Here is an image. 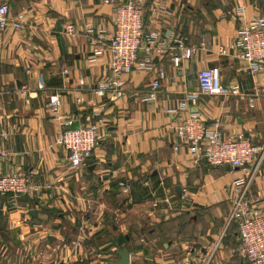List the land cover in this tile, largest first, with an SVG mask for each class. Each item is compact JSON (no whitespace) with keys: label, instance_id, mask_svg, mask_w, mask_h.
<instances>
[{"label":"crops","instance_id":"obj_1","mask_svg":"<svg viewBox=\"0 0 264 264\" xmlns=\"http://www.w3.org/2000/svg\"><path fill=\"white\" fill-rule=\"evenodd\" d=\"M6 2L11 18L24 19L22 30L8 28L0 44V129L8 134L0 175L31 173L36 189L18 198L0 196V264H110L118 260L114 241L125 235L129 264H247L234 255L236 226L225 227L230 183L239 172L193 164L183 147L175 152L174 128L192 113L208 125L219 121L226 135L244 132L264 143V94L250 103L248 64L217 52L251 19L264 18V0H148L144 35L168 33L193 54L174 68L171 56L182 48L170 41L155 61L165 78L147 103L92 91L109 78L104 41L112 32V4ZM101 29L105 34L92 44ZM213 67L234 92L202 95L179 110L184 96L198 92L197 72ZM155 77V71L133 69L125 89H148ZM53 96L63 118L100 127L103 138L85 169H69L68 152L56 142L58 126L46 108ZM251 192L264 207V158ZM166 198L172 205L164 204Z\"/></svg>","mask_w":264,"mask_h":264},{"label":"built area","instance_id":"obj_2","mask_svg":"<svg viewBox=\"0 0 264 264\" xmlns=\"http://www.w3.org/2000/svg\"><path fill=\"white\" fill-rule=\"evenodd\" d=\"M103 1L112 4L110 20L112 32L104 41L109 54L107 63L109 78L95 85L92 91L95 95L110 100H118L129 94L139 97L142 103L152 102L160 90V81L165 78L163 69L156 66L155 61L165 54L170 41L176 42L177 46L182 48L180 54L171 56L174 68L190 60L193 50L183 48L182 43L179 40H172L168 33L162 36L157 32L144 35L143 18L148 0H123L114 3L112 0ZM236 14L241 16L242 9H238ZM23 19V14L11 18L8 3L6 0H0V44L3 33L8 28L17 33L22 30ZM66 31L72 33L73 28L67 27ZM104 34L105 31L101 29L92 44L99 41ZM217 52L221 55L231 53L236 59L248 64V73L254 82V91L248 97L250 103L254 98L263 96L264 18L251 19L237 30L233 41L227 47H218ZM140 53L141 59L138 58ZM133 69L141 72L155 71L156 77L148 89L130 91L125 89V77ZM196 82L198 92L184 96L178 105L179 110L185 109L189 102L202 95L227 97L234 92L222 84L218 67L198 71ZM42 88L40 80L39 89ZM78 102L76 99V103ZM60 107L58 96L49 98L46 104L50 119L58 126L56 142L68 152L69 169L73 171L85 169L89 166L88 162L101 142L103 134L96 124L63 118ZM74 124L78 125L77 128H73ZM221 127L219 121L208 125L199 115L190 113L174 128L179 142L173 149L177 152L179 147H183L193 164L203 161L213 168H230L239 172L230 183V208L225 217V227L236 226L238 237V244L234 249L236 257L247 264H264V207L262 200L251 192V185L263 162L264 143L256 144L252 135L244 132L226 135ZM7 136V132L0 129V160L8 157V153L1 146ZM118 185L124 191H129V185L125 182ZM35 189L31 173L18 171L10 175H0V196L10 195L18 198L32 194ZM180 200L185 201L186 195H181ZM163 202L167 206L172 205L170 198L164 199Z\"/></svg>","mask_w":264,"mask_h":264},{"label":"water","instance_id":"obj_3","mask_svg":"<svg viewBox=\"0 0 264 264\" xmlns=\"http://www.w3.org/2000/svg\"><path fill=\"white\" fill-rule=\"evenodd\" d=\"M77 124L73 125V128H77ZM130 263V254L128 250H118V260L111 262L110 264H129Z\"/></svg>","mask_w":264,"mask_h":264},{"label":"trees","instance_id":"obj_4","mask_svg":"<svg viewBox=\"0 0 264 264\" xmlns=\"http://www.w3.org/2000/svg\"><path fill=\"white\" fill-rule=\"evenodd\" d=\"M129 240H130L129 235H125L124 237H118L114 242L118 250H123V249L127 250L126 244L129 242Z\"/></svg>","mask_w":264,"mask_h":264}]
</instances>
